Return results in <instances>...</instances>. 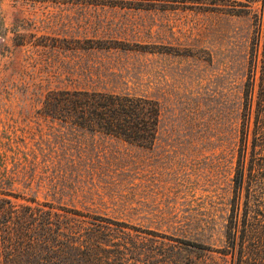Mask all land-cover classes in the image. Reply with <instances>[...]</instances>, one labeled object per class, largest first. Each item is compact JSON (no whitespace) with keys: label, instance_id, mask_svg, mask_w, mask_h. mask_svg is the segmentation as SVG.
Here are the masks:
<instances>
[{"label":"rangeland","instance_id":"1","mask_svg":"<svg viewBox=\"0 0 264 264\" xmlns=\"http://www.w3.org/2000/svg\"><path fill=\"white\" fill-rule=\"evenodd\" d=\"M244 2L0 0V190L128 224L117 231L134 240L137 264H184L200 254L190 244L220 247L262 7ZM57 88L153 97V144L45 114Z\"/></svg>","mask_w":264,"mask_h":264},{"label":"trees","instance_id":"2","mask_svg":"<svg viewBox=\"0 0 264 264\" xmlns=\"http://www.w3.org/2000/svg\"><path fill=\"white\" fill-rule=\"evenodd\" d=\"M257 2L262 7L253 12L223 244H190L200 254L184 264H221L210 262L208 251L229 256L224 264H264V50L259 51L264 0L243 4L251 9ZM42 110L73 129L142 146L153 144L160 116L158 101L148 95L84 88L48 90ZM121 225L128 224L0 190V264H137L135 242L120 237Z\"/></svg>","mask_w":264,"mask_h":264}]
</instances>
